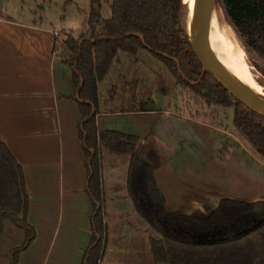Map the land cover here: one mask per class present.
<instances>
[{"label":"crops","instance_id":"obj_1","mask_svg":"<svg viewBox=\"0 0 264 264\" xmlns=\"http://www.w3.org/2000/svg\"><path fill=\"white\" fill-rule=\"evenodd\" d=\"M5 13L0 10V140L25 170L29 223L36 232L18 264H81L92 239L93 206L86 193L81 114L71 98L77 90L65 62L66 39L61 44L59 30ZM132 98L130 109L106 110L99 103L97 124L101 130L142 140V156L159 163L155 178L171 211L186 209L199 215L217 206L221 197L264 199V159L237 133L225 131L216 117L213 121L209 115L194 117L164 107L156 112L154 103ZM227 144L233 149L223 162L219 151ZM111 155L127 157L103 149L104 192L117 185L112 179L116 170L107 172ZM128 170L129 164L126 187ZM118 208L114 216L119 228L113 242L105 233L100 264H140V234L147 222L136 208L137 214Z\"/></svg>","mask_w":264,"mask_h":264},{"label":"trees","instance_id":"obj_2","mask_svg":"<svg viewBox=\"0 0 264 264\" xmlns=\"http://www.w3.org/2000/svg\"><path fill=\"white\" fill-rule=\"evenodd\" d=\"M216 2L248 57L256 53L264 60V0H236L231 5L225 0ZM110 7L111 18L103 19L100 0H92L88 32L79 38L68 35L65 43L69 54L65 62L72 69L77 90L71 98L81 114L79 136L88 174L86 193L93 206L92 239L81 264H100L104 253L103 149L130 158V197L139 215L161 235L151 238L156 264H264V199L221 197L205 216L171 211L156 182L159 163L142 156V140L99 128L98 85L121 53L134 58L146 49L168 67L181 94L187 91L198 96L199 103L208 108H233L234 127L263 159L264 117L234 99L212 76L206 75L198 83L203 67L184 28L183 0H112ZM232 149V145H225L219 151L220 160L228 161ZM29 212L25 170L0 140V236L8 222L24 233V241L12 252L10 264H18L20 253L36 237Z\"/></svg>","mask_w":264,"mask_h":264},{"label":"rangeland","instance_id":"obj_3","mask_svg":"<svg viewBox=\"0 0 264 264\" xmlns=\"http://www.w3.org/2000/svg\"><path fill=\"white\" fill-rule=\"evenodd\" d=\"M92 0H0V10L5 11L18 21H30L35 19L39 25H44L52 30L62 32L60 42L68 39V35L79 38L85 35L89 29V15L91 12ZM228 5L233 4L236 0H225ZM112 0H100V13L103 19L111 18ZM218 15L220 22L219 30L225 32L241 46L245 51V61L248 63L250 71L256 82L261 86L264 94V60L256 53L249 58L248 54L234 32L227 23L223 9L218 5ZM228 24V25H227ZM222 25V26H221ZM222 27V28H221ZM229 30H228V29ZM233 31V32H232ZM128 54H120V61L114 62L106 77L98 85V104L106 110H123L130 109L133 96L139 99H145L149 104L165 109L179 111L186 115L203 118L204 116L213 117L223 125L225 131L238 134L239 137L250 143L234 127L233 108H224L214 106L208 108L200 104L199 97L187 91L181 94L182 89L176 86L175 78L168 67L157 59L150 51L140 50L134 58L128 57ZM195 99V100H194ZM198 100V101H197ZM138 106V104H137ZM216 117V118H215ZM215 118V119H214ZM252 147V146H251ZM140 150H142L140 145ZM113 156V155H111ZM127 158V159H126ZM127 160V162H126ZM125 162L127 166V157H112L107 161V172L112 168L116 170L117 176H112L116 180L114 189L107 186L106 195V233H109L110 241H114L119 224L115 220L114 213L120 210L118 207L125 208L126 212H135L132 200L126 193V185L123 181L125 172ZM117 165V166H116ZM116 166V167H115ZM112 175V170H111ZM110 177V176H109ZM120 178L122 183H120ZM105 190V189H104ZM122 195L121 197H117ZM125 196L126 200L123 198ZM117 199H115L114 197ZM131 200V201H130ZM128 206V209H127ZM115 207V208H114ZM117 208V209H116ZM211 209L202 212L196 216H205ZM183 211L187 212L186 209ZM137 214V213H136ZM195 215V214H194ZM144 222L145 220L142 219ZM141 236V261L140 264H156L151 250V238H161V235L152 229L147 223V228ZM24 241V233L16 228L12 223H6L4 233L0 236V261L3 264L10 262L14 249L20 247ZM146 245V246H145Z\"/></svg>","mask_w":264,"mask_h":264},{"label":"water","instance_id":"obj_4","mask_svg":"<svg viewBox=\"0 0 264 264\" xmlns=\"http://www.w3.org/2000/svg\"><path fill=\"white\" fill-rule=\"evenodd\" d=\"M193 5V33L199 44V50L193 43V47L198 54L202 64L203 71L198 83L201 82L206 75L212 76L220 83L226 91L238 102L264 117V94L257 93L243 83L232 81L225 71V67L221 61L217 48L216 39V22L219 20L218 4L216 0H192ZM185 9V0H183V11ZM184 23V21H183ZM185 28V24H184ZM82 43V42H81ZM143 43L145 40L143 39ZM162 106H154V111L160 112Z\"/></svg>","mask_w":264,"mask_h":264},{"label":"bare ground","instance_id":"obj_5","mask_svg":"<svg viewBox=\"0 0 264 264\" xmlns=\"http://www.w3.org/2000/svg\"><path fill=\"white\" fill-rule=\"evenodd\" d=\"M193 1L185 0V9L183 11V21L185 29L193 39V43L199 50V44L193 33ZM220 20L216 22L217 48L225 71L232 81L240 82L259 93L261 86L254 79L248 63L245 61V51L236 43L229 34L219 30ZM228 25V24H227ZM222 26V25H221ZM222 28V27H221ZM228 29V28H227ZM229 30V29H228ZM233 32V31H232Z\"/></svg>","mask_w":264,"mask_h":264}]
</instances>
